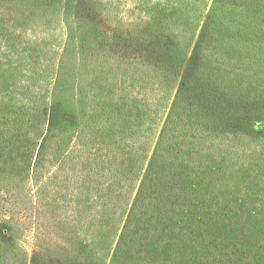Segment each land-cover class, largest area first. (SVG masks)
<instances>
[{
    "label": "trees",
    "instance_id": "obj_1",
    "mask_svg": "<svg viewBox=\"0 0 264 264\" xmlns=\"http://www.w3.org/2000/svg\"><path fill=\"white\" fill-rule=\"evenodd\" d=\"M93 1H106L104 30L99 31L89 19L82 18L85 10L75 0H66L62 19L65 27L57 15L38 14L41 18L26 23L27 30H22L25 41L38 47L46 44L47 48L55 49V40L65 37L61 50L56 52L57 62L50 60L44 64L35 59L34 64L33 57L13 56L20 61V76L24 69L34 72L35 77L39 72L46 75L53 67L56 80L47 102L41 105L40 89L18 88L20 81L8 98L0 96L3 103L0 113L9 110L11 118L20 122L29 115L34 125L41 106L48 104L52 111L56 108L70 111L66 128L49 119L43 139L38 145L37 139L33 142L37 151L26 153L11 139L4 142L7 147L0 151V204L8 206L5 213L10 215L6 218L3 213L1 217V213L0 226L15 218V210L24 219L41 211L43 214L36 222L29 220L34 225L37 246L49 238V209L41 200L37 206L28 202V195L23 194L26 187L16 184L21 185V178L41 187L39 180L34 182L38 179L35 169L39 165L53 166L57 171V181L61 184L56 186L51 198L54 208H49L69 225L72 233H84L97 243L102 238L111 242L119 235L116 246H145L155 238L157 242L165 227L148 226L144 220L154 214V201L160 196L164 200L165 194L156 187L166 189V147L179 144L175 147V161L185 178L195 181L194 172L203 148L209 147V151L213 146L204 144L207 135L213 137L223 132L221 127L227 119H232L229 109L236 98L232 95L234 88L241 87L236 82L243 71L233 68L232 58L224 54L228 51L225 39L218 41L214 36L207 41L203 29L210 31V27L206 23L205 28H192L198 22L196 9L200 0ZM227 1L234 6L232 0H213L211 8L219 3L226 5ZM25 3L22 9L29 6ZM242 3L243 9L264 8V0ZM16 6V0H0L1 13L17 17L16 12L21 9ZM46 21L51 25L46 26ZM212 24L222 28L223 37L225 32H231L232 26L226 24V18ZM156 135L158 139L153 146L151 138ZM225 189L232 193L224 194L223 185L218 184L217 188L203 193L209 194L198 195L199 208L191 206L195 204L189 197L193 194H187L174 217L180 227L177 234L180 240L164 237L161 245L164 242L168 246H190L193 239L197 242L195 246L215 243L216 240L206 237V231L198 235L195 230L202 216H196L194 211L209 204L210 208L203 211L207 222L227 212L231 222L249 227L246 236L256 238L252 246L264 250V200L256 198L254 204L249 199L242 202L243 192L233 201L223 198L233 196V186ZM70 193L86 197L87 201L80 203L71 196L69 199ZM132 196L126 213L125 201ZM163 204L166 211L165 200ZM83 207L86 209L82 210ZM166 216L170 214L164 213L161 220L164 226Z\"/></svg>",
    "mask_w": 264,
    "mask_h": 264
},
{
    "label": "rangeland",
    "instance_id": "obj_2",
    "mask_svg": "<svg viewBox=\"0 0 264 264\" xmlns=\"http://www.w3.org/2000/svg\"><path fill=\"white\" fill-rule=\"evenodd\" d=\"M16 1V9H21L18 13L16 12L17 17L0 11V96L8 98V94H12L17 81H20L18 88L28 86V88L40 89L43 92L41 102L43 105L49 99L50 90L55 84L56 72L53 67L49 68L46 75L39 72L36 77L33 71L31 73L29 69H24L23 77L18 73L20 61L13 56H18V59L25 56L33 57L34 64L35 59L44 64L50 60L51 63L58 61L56 52L61 50L65 37H58L55 40L54 43L57 45L55 49L47 48L46 44L38 47L25 41L22 30L23 28L27 30L29 24L26 23L36 21L37 17L41 18L40 16L44 14L57 15L56 18H59L65 27L62 19L66 0ZM75 1L85 10V17L80 16L84 20L89 19L90 23L97 26L99 31L104 30L107 23L106 1H100V3L93 0ZM242 1L247 3L249 0L230 1L234 6H230L227 1L226 5L219 3L215 8H211L213 0H200L199 8L196 9V11L198 10L196 16L198 22H194L192 28L196 29L202 26L205 28L207 25L210 27V31L203 29L207 33V41L214 36L218 41L225 39L228 51H225L224 54L232 58L233 68L236 66L243 71L238 74L236 82L237 86L241 87L234 88L232 95H235L236 98L232 101L229 109L232 119H227L226 125L221 127L223 132L217 133L213 137L207 135L208 141L206 140L204 144L206 146L213 144V146L209 151H207L209 147L203 148L199 157V166L196 167L195 172L193 170L197 175L195 181L187 180L182 173L184 171L175 161V156H177L175 147L179 144L175 142L166 147V189H162L159 185L156 187L165 194L163 199L166 201V211L164 200H161L162 196H160L158 200L154 201L156 205L154 214L146 216L144 220L148 226L165 227L163 229L165 232L160 234L159 240L155 242V238L153 242L145 246H116L119 235H115L113 240H110L111 242H106L105 238H102L100 243H97L91 241L84 233H72L69 225L62 222L57 212L51 211L52 209L49 208V206L54 208L51 198L54 197L56 186L61 184L60 181H57V171L53 166L39 165L35 169L38 179L34 182L39 180L41 183L38 185L41 187L32 186L30 182L26 181L27 179L21 178L19 180L21 185H16L26 187L23 194L28 195V202L32 201L37 206V202L41 200L44 207L49 209V221L51 222L49 238L42 240L39 246L35 244L37 239L33 238L34 225L30 224L29 220L36 222L43 214L41 211L33 212L30 219H24L15 210L13 212L15 218L9 224L0 226V264H264V250L261 246H252L251 242L256 239L254 236L250 234L246 236V233L250 231L249 227L236 224V221L231 222V215L227 212H221L217 214L218 216H213L210 223L207 222L208 220L203 217V211L210 208L209 204L194 211L196 216H202L200 220H197L200 226L195 230L198 235L205 233L202 230L206 231V237L216 240L215 243H208L207 246H195L197 242L193 239L190 246H168L164 242V246L161 245V239L164 237L176 238L177 242L180 240L181 237L177 236L180 227L174 217L178 214L179 207L182 206L187 194L195 196H189L195 201V204L191 206L198 207L196 197L209 194L208 191L203 193L205 190H212L221 184L224 194L232 193L225 189L227 186H233L235 191L233 196H223V198L236 201L238 194L244 192L242 202L249 199V202L254 204L257 202L256 198L264 200V8L261 10L253 8L256 12L252 11V8L243 9ZM27 2L29 6L22 9V3L27 4ZM9 8L15 7L10 6ZM9 11L15 14L11 9ZM223 18H226V24L230 23L232 26L231 32H225L224 37L222 28L212 24L221 22ZM205 23L206 25H204ZM45 24L46 26L51 25L49 21H46ZM74 52L76 51L74 50ZM21 68L24 67L21 66ZM21 83L25 85H21ZM0 104L3 103L0 102ZM47 105L39 108L36 125L32 124V118L29 115L20 122L11 118L9 110L0 113V151L7 147L3 144L10 139L20 149L27 150L26 153H31L33 149L34 152L37 151L33 142L38 140V145L43 139L47 132L49 119H53L55 123L66 128L67 122L70 120L69 108H56L55 111H52ZM22 127L24 128L22 129ZM156 136L151 138L153 146L158 139ZM27 145L29 147H26ZM32 164L33 162L30 163L31 167H33ZM70 196L79 200L80 203L87 201L86 197L79 195L77 197L74 193L68 195L69 199ZM132 201L133 196L125 201L126 213ZM6 208H8L7 205L0 204L1 217H3V213L7 215L6 218L10 217L5 213L9 210ZM85 209V207L82 208V210ZM164 213L170 214V216H166V226L161 222L165 218L163 217ZM124 217L123 221L126 219V216ZM145 234L142 233L143 236Z\"/></svg>",
    "mask_w": 264,
    "mask_h": 264
}]
</instances>
